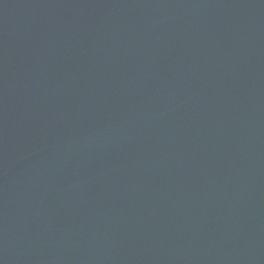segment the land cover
<instances>
[{
	"label": "water",
	"instance_id": "1",
	"mask_svg": "<svg viewBox=\"0 0 264 264\" xmlns=\"http://www.w3.org/2000/svg\"><path fill=\"white\" fill-rule=\"evenodd\" d=\"M0 264H264V0H0Z\"/></svg>",
	"mask_w": 264,
	"mask_h": 264
}]
</instances>
